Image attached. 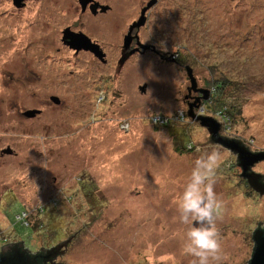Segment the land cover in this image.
<instances>
[{"label":"rangeland","instance_id":"obj_1","mask_svg":"<svg viewBox=\"0 0 264 264\" xmlns=\"http://www.w3.org/2000/svg\"><path fill=\"white\" fill-rule=\"evenodd\" d=\"M102 1L110 11L91 17L78 0H53L50 14L38 1L5 16L12 11L0 0V151L13 150L0 154V248L23 241L45 251L70 239L54 264H190L175 201L194 160L214 149L221 247L227 264H248L264 194L244 184L235 153L188 116L185 65L208 92L195 114L263 151L264 0H158L141 38L159 56L133 53L122 64V35L148 0ZM66 25L109 43L106 64L63 45ZM221 71L240 107L232 120L207 103ZM34 108L42 113L33 119L20 114ZM252 169L264 174V162ZM22 209L28 226L16 218Z\"/></svg>","mask_w":264,"mask_h":264},{"label":"water","instance_id":"obj_2","mask_svg":"<svg viewBox=\"0 0 264 264\" xmlns=\"http://www.w3.org/2000/svg\"><path fill=\"white\" fill-rule=\"evenodd\" d=\"M17 2H23L24 0H16ZM158 0H148V2L141 9L140 16L136 21H134L128 29V33L123 38V47L126 48L129 46L132 37L130 36L133 28H139L144 25L146 20V12L156 4ZM82 0H78L79 5H82ZM102 8H108V6H102ZM62 41L70 48L78 52L79 50L88 51L91 53L96 59L100 62L105 63V53L99 48L96 43H93L90 38H88L82 32H72L69 28H66L62 31ZM143 50L151 47L147 45H141ZM134 53L130 51L128 55ZM124 59H120L121 63ZM186 75L190 81V85L187 88L188 91L197 90L202 93L200 97H196L195 100L189 104V109L187 110L188 116L192 119L199 122V124L204 127L209 135L211 140L214 143H217L224 148L230 150L231 152L237 154L236 159L238 161V165L241 167V177L245 178L248 185H250L256 192L260 195L264 194V182H262V178L264 174H258L254 171H251L250 168L252 165L259 161H264V150L258 152H251L246 145H244L238 139H233L230 137L222 136L220 133L222 129V123L216 120L215 118L203 115V114H195L194 108L198 106L197 102L200 99H206L208 96V92L202 89H197L196 80L193 76L192 68L188 65H185ZM146 84H142L139 86V91L141 93L145 92ZM50 100L57 103L58 99L56 96H50ZM40 110L30 109L25 111L23 114L27 117H32L35 114L40 113ZM5 153H10V148L3 149ZM252 238L254 241L253 252L248 261V264H264V230L261 228H257L253 231ZM70 239H67L51 248L45 250L42 258L44 260L50 261L51 258L55 257L58 252H62L66 247ZM22 245L12 246V243H6L0 248V264H35L34 261H37L34 256H31V252L28 247L23 244V241H20ZM23 246L24 248H21Z\"/></svg>","mask_w":264,"mask_h":264},{"label":"clouds","instance_id":"obj_3","mask_svg":"<svg viewBox=\"0 0 264 264\" xmlns=\"http://www.w3.org/2000/svg\"><path fill=\"white\" fill-rule=\"evenodd\" d=\"M221 154L211 150L196 158L176 198L178 222L184 226L181 253L190 264H227L217 230L223 202L214 189Z\"/></svg>","mask_w":264,"mask_h":264},{"label":"flooded vegetation","instance_id":"obj_4","mask_svg":"<svg viewBox=\"0 0 264 264\" xmlns=\"http://www.w3.org/2000/svg\"><path fill=\"white\" fill-rule=\"evenodd\" d=\"M38 1H43V2H45L48 6H47V8H46V13L47 14H50L51 13V8H52V1L53 0H24L23 2H20V1H16V0H5V2L7 3V8H9V10L10 11H12V12H4L3 14L5 15V16H11V15H14L15 13H13V12H18V11H21V10H23V9H25L27 6H28V4L29 3H33V2H38ZM82 1H85V0H82ZM87 2H83V4L82 5H79L80 6V15H91V17H97V16H101V15H104V14H106L107 12H109L110 11V9H111V6L108 4V3H106V2H104V1H102V0H86ZM78 4H80V3H78ZM102 6H108V8H102ZM144 6H141V8H140V11H139V16H140V12H141V9L143 8ZM148 15H149V12L147 11L146 12V20H145V23H144V25H142V26H140L139 28H133L132 29V31H131V34H130V36L132 37V39H131V42H130V44H129V46L128 47H126V48H124L123 47V43L122 44H120V45H118V48L120 49V52L121 53H123V56L121 57L122 59H124L125 60V58H126V56H128V54H129V52L130 51H133L134 50V53L136 54V53H140V54H146V53H152V54H155V55H157V56H159V52L155 49V47H154V45H151V47H149V48H147V49H145V50H143V48L141 47V45H150V44H147L146 42H143L142 41V34H141V32L144 30V28L147 26V22H148V19H149V17H148ZM138 16V17H139ZM138 17H137V19H138ZM136 19V20H137ZM136 20H131V23L127 26V31H126V33H125V35L128 33V29H129V26L134 22V21H136ZM80 24V23H79ZM7 25V24H6ZM80 25H82V23L80 24ZM3 28H4V26L2 25V30H3ZM66 28H69L72 32H82L83 33V30L82 29H80L79 27H75L74 25L73 26H68V25H66V27H65V29ZM85 34V33H84ZM88 38H90V40L93 42V43H96L98 46H99V48L105 53V59H106V55H107V50L109 49V47H110V44L108 43V44H106V43H104L102 40H100V39H98V38H93V36L92 35H90V34H85ZM124 34L122 35V37L124 38V36H125ZM61 36H62V34H61ZM6 35L5 36H1L0 37V45H3V40H5L6 39ZM61 42H62V44L63 45H65V46H67L63 41H62V38H61ZM123 42V41H122ZM120 46V47H119ZM68 47V46H67ZM69 48V47H68ZM75 51V50H74ZM79 51H84V50H79ZM78 51V52H79ZM88 52V51H87ZM1 53V52H0ZM98 60V59H97ZM124 60L120 63V64H122L123 62H124ZM99 61V60H98ZM17 64H19L18 63V61L16 62ZM100 63H102V62H100ZM103 65H105L106 64V62L105 63H102ZM3 67H4V63H3V65H2V69L0 68V77H2L3 79H2V82H1V85H0V87L1 88H5V76L6 75H4V72H3ZM3 80H4V82H3ZM13 82H14V80H13ZM10 84H12V82H11V80H10V82H9ZM15 83V82H14ZM13 85V84H12ZM188 88V87H187ZM3 96H4V93H3V91L1 90L0 91V100H2L3 99ZM50 96H56L57 97V99H58V102L57 103H55V102H53V101H51L50 100ZM49 96V101L51 102V103H53L54 105H59V104H61L62 103V99L60 98V97H58L57 95H50ZM201 96V92H199V91H197V90H191V91H188L187 90V94L185 95V97H184V99H185V102L187 103V104H191V102H193L194 100H195V98L196 97H200ZM191 101V102H190ZM201 103H203V101H202V99H200V101L199 102H197V104L198 105H201ZM0 105H2V102L0 101ZM82 105V104H81ZM70 106H71V104H70ZM77 106V105H76ZM35 109V108H34ZM27 110H30V109H26V110H22V111H20V114L24 117V118H28V119H33V118H35V117H37V116H39L41 113H42V110L41 109H37V110H40L41 112L40 113H38V114H35L34 116H32V117H27V116H25L23 113L25 112V111H27ZM6 148H10L11 149V147L10 146H7ZM13 153V150L11 149V152L10 153H5L4 151H3V149L0 151V154L1 155H5V154H12ZM234 156H236L235 154H233ZM237 157V156H236ZM236 157H235V163L238 165V161L236 160ZM259 162H264V161H259ZM259 162H257V163H259ZM257 163H255L254 165H256ZM254 165H252V167L254 166ZM252 167L250 168V170L252 171L253 169H252ZM240 177V176H239ZM264 178V177H263ZM242 179V181L244 182V184L245 185H247L248 187H250L249 185H248V183H247V181H246V179L245 178H241ZM262 182H264V180L262 179ZM251 188V187H250ZM252 189V188H251ZM253 190V189H252ZM258 193V192H257ZM259 228H261V229H263L264 230V224H263V226L262 227H259ZM257 229V228H256ZM253 234V233H252ZM12 246H15V245H12ZM60 255V252H58L57 253V255L55 256V257H53V258H51V260L50 261H48V260H41L40 258L39 259H37V257H36V259L38 260V262L37 261H34V263L35 264H43V263H45V264H54V261H55V259H57L58 258V256ZM31 256H36L35 255V253H31Z\"/></svg>","mask_w":264,"mask_h":264},{"label":"trees","instance_id":"obj_5","mask_svg":"<svg viewBox=\"0 0 264 264\" xmlns=\"http://www.w3.org/2000/svg\"><path fill=\"white\" fill-rule=\"evenodd\" d=\"M175 57H178V53L174 54ZM185 57V55H184ZM218 77L213 78L212 80V84L214 85V89L213 90V94L212 97H210V99L208 100L207 103L213 104L214 108H216V110H218V114L227 117V120H232V117L234 116L233 112L231 110H235V114H238V111L240 110L239 106H238V102H231L230 100V94L232 92V90H230L231 88V80H229L227 77L224 76V74L222 73V71L220 72V75H217ZM227 94V98L226 100L224 99V95ZM225 100V102L223 101ZM167 125V124H165ZM24 210V209H22ZM20 214L17 213V215ZM25 226V225H24ZM13 245H22L21 242H14L12 243ZM21 248H24L23 246H21ZM45 253V251L43 250H39L35 252V258L37 257V259H41L44 260L42 258L43 254ZM36 259V260H37ZM38 262V260H37ZM45 264V263H43Z\"/></svg>","mask_w":264,"mask_h":264},{"label":"built area","instance_id":"obj_6","mask_svg":"<svg viewBox=\"0 0 264 264\" xmlns=\"http://www.w3.org/2000/svg\"><path fill=\"white\" fill-rule=\"evenodd\" d=\"M25 210H22L20 214L16 215L17 219H21L25 226H28L27 222L25 221Z\"/></svg>","mask_w":264,"mask_h":264}]
</instances>
